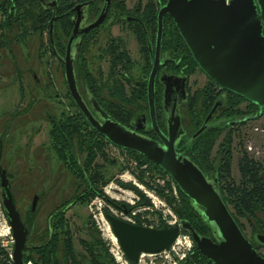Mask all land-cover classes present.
I'll use <instances>...</instances> for the list:
<instances>
[{
    "label": "flooded vegetation",
    "instance_id": "1",
    "mask_svg": "<svg viewBox=\"0 0 264 264\" xmlns=\"http://www.w3.org/2000/svg\"><path fill=\"white\" fill-rule=\"evenodd\" d=\"M148 2L145 1V3L140 5V11L138 13L137 6L139 2L128 9L125 7L124 0H109V4L107 0H0V39L3 41V47L8 55V63L3 68L6 73L0 72V85L4 87H9L14 84L17 85L19 105L27 96L30 101L25 105L24 109H20L19 106H16L12 112L0 117V164L2 168L5 169L3 164L5 160L3 154L6 152L5 144L7 139L15 133V131L13 133L12 130L18 125L19 119L25 124L27 122V116L32 114L36 105H39L36 108H41L44 111L43 117L50 127L48 131V145L45 147L46 152L35 149L32 152V161H29L26 156L25 163L18 162L10 172H7L5 169L7 178L11 184L15 206L20 212L21 222L25 225L26 230L28 231L26 239L28 247L23 252V258L24 254L25 257L31 256L32 251L52 239L57 219L61 212L67 217L66 214L68 211L77 205H81L80 202L86 200V196H88V191H86L84 186V184L88 182V177L85 173L86 162L88 159L87 154L80 152L78 143H74V141L73 145L71 144L70 146L74 159L72 163H75L80 167L83 173L81 175V173L78 172L72 174L69 172L71 176L69 179L70 181L60 179L58 170L59 163H61L64 169H66V167L65 164L58 159L56 152L50 145L49 136L51 126L54 123H57L58 125L60 123L64 124V122L69 125L73 124L72 119L75 117L76 113L84 120L87 125L86 128L95 132L91 129L83 115L80 113V110L75 105L65 79L63 60L66 56L68 40L75 25H77L78 33L71 45V54L73 58L72 67L76 88L86 109L99 124H103L104 120L101 118L100 110L114 119L109 113L108 106L113 105L121 108L123 107L127 110L128 114L126 120H123L124 122H120V124L132 131L143 134L152 140L158 141L159 143L161 142L150 124L147 94L146 103H143L141 107H139V103L136 98H134V93L136 91L142 88L146 91L148 77L152 69V62L155 59L156 31L154 33L149 31V28L146 26L147 22L140 16V13L145 9ZM157 3L159 4L160 1L157 0ZM165 3L159 4L157 10H159V8ZM122 4L123 8L121 6ZM107 5H109V10L103 22L87 33H82L87 26L93 24L98 19L102 11L107 8ZM52 19L53 22L50 24ZM120 24L127 25L128 30L134 37H136L133 32L134 27L138 25L142 30L145 47L147 49V59L143 62L139 77L135 79V83L133 84L135 90H132L131 95L133 97H131V99L122 98L119 95L117 88L116 91L112 92L107 91L105 86H103L104 88L97 86L99 91L94 93L88 85L90 84L88 74H91L86 57L89 54L88 44L90 42L94 43L96 41L95 37H97V35L103 30L109 31V29L113 28L115 25ZM31 38H33L34 41L31 51H28V53L26 51V53L23 54L20 49H16L20 46L19 43L24 41L28 43V40ZM163 39L164 28L159 45V68L154 80L155 119L160 132L166 136L168 124L166 113L168 109L163 106L164 84L161 81V76H186L185 100H182L183 98H181L182 94L180 92H174V100L177 101V103L179 102L178 113L180 115L181 126L184 130V135L180 138L175 148L179 154L185 156V154L181 152L180 145L183 144V147L186 149L193 141L192 140L188 143V139L195 133L194 132L191 136H188L187 130L182 122L181 114V108L190 98L188 93L190 75H187L186 73L190 71L191 66L187 64V60H184L175 52L173 53L166 46L167 44L163 42ZM148 43L153 53L152 59L149 53ZM120 46L121 44L119 43L118 37L109 36V39H107L105 43L104 53L114 51ZM83 52L87 53L86 55H83L86 67H83L80 62V56ZM53 62L54 65H50V63L53 64ZM5 78L8 80L6 81ZM60 86L65 89L62 94L57 93V91L60 90ZM220 92L221 91L219 90L217 94H222ZM37 95L40 97H37ZM43 98L47 101H55L59 107L66 106L64 100H67V105H69L74 112L66 113V111L62 110L60 113L56 114V109H54L50 113V109L39 104ZM93 102L97 104V107ZM220 111L221 110L213 114L209 123H216L219 120H223L217 119ZM103 140L107 142L104 138ZM107 143V147L112 146L117 148L109 142ZM98 161H100V159L96 162L98 163ZM70 163L71 162H69V164ZM31 166H33L35 171H31ZM23 168L24 171L22 170ZM30 173H32V176ZM18 182L23 195L24 193H29L31 191L29 198L26 195H24V197H17L14 191V186ZM21 182H23L24 185ZM65 185H69V189L66 187L64 191ZM105 188L106 185L103 186L101 190L105 191ZM61 190L64 191L63 195H61ZM132 191L137 193L134 190ZM35 197H37L38 200L36 207L32 210L33 199ZM104 197V195H98L93 197L89 202H92L91 205H93L96 200L99 201V206L102 207L103 210L99 208L97 209V212L100 214V219L104 220L105 223L107 222L105 215H111L132 225H142L139 222L138 217L132 214V211L138 210L140 204L145 208H149L152 204L151 200L145 199L144 195H140L141 198H138L134 206L126 207V205L122 203H117L116 200L114 202L119 205L117 207L108 203ZM142 199H144V203H141ZM146 201L149 202L148 205H145ZM106 207L114 208L116 212L109 211V213L104 214V209ZM92 211L93 210L90 209L92 214L88 217V221H90L88 227L93 225L101 235L100 228L97 225L99 222L95 219L94 212ZM68 220L73 228L71 219L68 218ZM255 248L261 247L257 245ZM123 258L128 262L124 255ZM26 264H32V261H28Z\"/></svg>",
    "mask_w": 264,
    "mask_h": 264
},
{
    "label": "water",
    "instance_id": "2",
    "mask_svg": "<svg viewBox=\"0 0 264 264\" xmlns=\"http://www.w3.org/2000/svg\"><path fill=\"white\" fill-rule=\"evenodd\" d=\"M107 2L109 4V0ZM108 10L109 5L82 33L99 26ZM165 16L172 19L198 69L222 92L204 122L188 139V143L209 126L217 124L209 121L215 112L223 109L227 92L243 98L257 108L254 115L230 124L257 120L264 114V0H167L159 8L155 59L148 77L146 94L150 124L160 143L130 130L102 110L100 113L104 123L99 124L86 109L78 94L72 67L71 45L78 33L75 25L67 43L63 65L68 90L80 113L91 129L111 145L142 156L164 172L209 225L212 237L198 234L183 219L174 226L157 229L132 225L111 215H105V218L128 263H138L141 254H158L170 250L180 232L187 230L195 248L211 264H264V256L246 238L224 203L217 177H207L188 157L176 151L175 146L184 135V130L178 113L179 102L174 100V92H180L182 100H185L186 76H161L164 84L163 106L168 109L167 135H163L157 127L154 80L159 68V45ZM52 22L53 19L50 24ZM148 48L152 59L149 43ZM37 200V197L33 199L32 210L36 207ZM0 204L14 240L12 263L26 264L23 252L28 247V231L21 222L10 181L1 164ZM148 204L146 201L145 205ZM253 240L259 247H264V235L256 234Z\"/></svg>",
    "mask_w": 264,
    "mask_h": 264
},
{
    "label": "rangeland",
    "instance_id": "3",
    "mask_svg": "<svg viewBox=\"0 0 264 264\" xmlns=\"http://www.w3.org/2000/svg\"><path fill=\"white\" fill-rule=\"evenodd\" d=\"M145 1L148 2L150 0H124L125 7L128 9L136 5L138 2H141L142 4L145 3ZM141 4L139 3V6ZM109 36L119 38L121 46L117 47V49L119 48L118 52L125 53V57L129 58L130 63H126L122 60L120 63L117 62L115 64L109 56L110 52L104 53L105 43L107 39H109ZM95 38L96 41L94 43L90 42L88 44L89 54L86 56L87 62L89 63V71H91L93 79L98 83L99 87L104 88L103 86H105L107 91H113L115 88L120 89L124 95L122 98L131 99V97H133L131 95L132 90H135L133 84L135 83V79H137L141 73L143 62L147 59L143 45L130 33L128 26L125 24L115 25L113 28L109 29V31L103 30ZM33 42V38H31L28 40L29 44L24 41L19 43L20 46L16 49H20L23 54H25L26 51L28 53V51L32 50ZM86 54V52H83L81 56ZM7 63V51L3 45L0 44V72L6 73L3 68ZM50 65H54V62L53 64L50 63ZM188 73L190 75L188 93L191 98L194 97L197 92L206 89L209 85V81L196 66H192ZM7 80L8 79H6V81ZM59 89L60 90L57 91L59 94H62L65 91L61 86ZM37 97L40 96L37 95ZM29 102V97L27 96L19 105V93L16 84L9 87L0 85V117L12 112L16 106H19L20 109H24L25 105ZM64 102L66 106L59 107L55 101H47L43 98L39 104L50 109V113L54 109H56V114L60 113L62 110L66 111V113L74 112L69 105H67V100H64ZM38 106L39 105H36V107ZM35 108L33 109L32 114L27 116V122L25 124L21 122L20 119L18 120V125L12 130V132L14 133L15 131V133L7 139L5 144L6 152L3 154V157L5 158L3 164L7 172H10L18 162L25 163L26 156L29 161H32V152L35 149L46 152L45 147L48 145V131L50 127L43 117L44 111L41 108ZM234 109H238L240 112L235 113L234 116L230 117L242 118V116L247 114V103L239 101ZM181 114L182 122L188 132V136H191L200 125L195 127V125L191 124V119L185 106L181 108ZM225 115L224 118H228V115ZM223 124L224 123H221V125ZM228 138L231 141L230 151L232 156L230 160L229 176L234 184H238L240 177L237 170V162L241 155L246 153L249 157L253 158L255 161H259L264 166V114L257 120L247 121L244 125H234L224 128L216 134V137L211 144L209 156L211 163H213V160L217 156V152L225 139ZM106 152L108 160L105 165V177L108 179V182L105 191L102 190L104 196L113 201L117 200V203H122L126 205V207H132L135 205L138 198L141 197L130 188L123 187L119 182L129 184L139 189L145 199L152 201L149 208H145L140 204L138 210L132 211V214L138 217L142 226L157 229L162 226H174L178 221V217L165 198L159 196L157 192L158 189V191H162L165 196H171L175 200H178V192L171 179L167 175L162 177L158 173H150L147 170V165L139 166L137 160L125 150L108 146ZM98 163H101V161H98ZM31 169V171H35L33 166H31ZM22 170L24 171V168ZM58 170L60 179L70 181V173L62 167L61 163L58 165ZM140 171L145 172L144 180L149 182V185H151L152 188H146L143 184L138 182L137 175ZM31 174L32 173H30V175ZM211 174H213V171L209 170L208 175ZM21 183L24 185L23 182ZM19 186V182L14 186V191L17 197H24V195H26L29 198L31 191L29 193H24L23 195ZM166 186L169 188H166ZM66 187L69 189V185L64 186V191ZM64 191L61 190V195L64 194ZM148 195H151V197L149 198ZM91 203L92 202H89V205H77L66 214L73 223L72 230L74 231L76 250L82 252L78 240L91 241L93 238L97 239L95 232L87 225L88 217L92 214L90 209H92L95 219L99 222V224H97L101 232L99 237L107 247L108 254L113 259L114 263L129 264L123 258L121 260L115 259V255L117 257L121 256L118 249L119 245L117 241H113L112 237L114 236L111 234V229L108 223H105L104 220L100 219V214L97 212V209L100 208L103 210V208L99 206V201L96 200L93 205H91ZM142 203H144V200ZM226 206L230 213L237 219L246 238L254 244V247H257V244L253 241V237L256 234L264 235V216L262 212L255 206L253 209L254 216L240 215L231 204L226 203ZM105 209L114 213L116 212V210L111 207H106ZM89 229L90 231H88ZM192 247L193 245L189 235L180 232L179 237L176 242L172 244L170 250L158 254H144L141 260L136 264H177L189 255L192 251ZM256 249L260 255L264 256V247ZM117 252L118 254H116Z\"/></svg>",
    "mask_w": 264,
    "mask_h": 264
},
{
    "label": "trees",
    "instance_id": "4",
    "mask_svg": "<svg viewBox=\"0 0 264 264\" xmlns=\"http://www.w3.org/2000/svg\"><path fill=\"white\" fill-rule=\"evenodd\" d=\"M160 3H165L166 0H159ZM141 4V2H139ZM137 6V11L139 13L140 6ZM157 0H150L146 5L145 9L140 13V16L147 22L146 26L149 28V31H156V15H157V6L159 5ZM123 8V4L121 5ZM164 28V39L163 42L167 44L166 46L174 53L179 55L184 60H187V64L191 66H196L192 57L183 43L180 35L178 34L177 29L175 28L172 20L166 16L163 20ZM134 34L138 41L143 45L144 53L147 56V49L145 47L144 36L141 28L136 25L134 27ZM0 44L3 45V41H0ZM119 49V48H118ZM116 48L114 51H110L109 56L112 59L113 63H120L124 60L126 63H130L128 57H125V53H119ZM80 62L83 67H86V63L83 60V55L80 56ZM147 58V57H146ZM197 67V66H196ZM87 72V71H86ZM187 75L189 73H186ZM89 78V88L94 92H98L97 88L98 83L93 79L91 74H88ZM209 81V85L206 89H203L194 97L189 98V100L184 104L186 107L189 117L191 119V124L198 126L201 125L204 121L206 115L211 110L214 105L215 100L221 95L217 94L218 87ZM116 91V88L112 91ZM118 93L121 97H124L122 90L118 89ZM222 93V92H220ZM134 98H136L139 103V107L143 103H146V91L142 88L134 93ZM201 98V99H199ZM239 101L247 103L246 115L242 118H233L235 113L240 112L234 107L238 104ZM109 113L114 117L116 121L124 122L127 117V110L119 106L109 105ZM232 108V109H231ZM257 111V108L245 101L243 98L229 93H226V99L223 109L219 113L217 119H223L222 121L216 122L217 124L209 126L201 135H199L195 140H193L189 146L185 149L183 144L181 146V152L185 154L207 177L216 176L218 181V188L221 194V197L224 203L231 204L240 215H249L254 216V207L256 206L264 216V166L259 162L255 161L253 158L249 157L246 153L240 156L237 162V170L239 173V182L234 184L230 180V160H231V151H230V139H225L221 145L217 156L213 160V163L210 162V151L211 144L221 130L224 128L234 126V125H244L246 122L230 124L235 120L243 119L246 116L254 115ZM227 114L228 118H224ZM76 113L75 117L72 119L73 124H64L54 123L51 126L49 136H50V145L56 152L58 159L65 164L66 169L72 173H81L82 170L78 167L73 159V152H71V144L78 143L80 152L87 154L88 159L86 162L85 173L88 177V182L84 184L86 191H88V196L86 200L81 201V205H87L89 201L95 196L104 195L101 188L105 186L108 182V179L105 177V165L107 163V142L103 140L97 133L88 130L84 120ZM68 123V122H66ZM221 123H224L221 125ZM198 129V128H197ZM197 129L194 131L196 132ZM193 132V133H194ZM192 133V134H193ZM188 134V132H187ZM190 136V135H189ZM131 154L139 163V166L147 165V170L150 173H158L162 177H165L166 174L162 172L157 166H155L149 160L139 156L135 153L127 151ZM100 159L101 164H98L96 161ZM69 162H71L69 164ZM63 164V165H64ZM212 170L213 174L208 175V171ZM138 171V169H137ZM145 172H138V182L143 184L146 188H152L149 185V182L144 180ZM119 182V181H118ZM123 187L130 188L131 190L136 191L138 194L142 193L136 187H133L129 184L119 182ZM176 186V185H175ZM166 188H169L166 186ZM178 192V200H175L171 196H165L162 191L157 192L159 196L165 198L169 206H171L176 213L179 220H187L194 230L202 235L212 237L211 229L209 225L203 221L199 212L192 206L191 201L176 187ZM108 203L113 204L114 206H119L113 200H110L108 197H104ZM144 200V199H143ZM141 201V203L143 202ZM175 205V206H174ZM109 213L104 209V214ZM233 216V215H232ZM234 217V216H233ZM237 225L242 231L241 226L239 225L237 219L234 217ZM90 221H87L89 225ZM165 226L159 227L163 228ZM91 230L95 232L96 238H93L91 241L78 240L82 252H78L75 247L74 231L72 230V225L70 221L64 214L61 212L58 216L57 223L55 226V232L50 241L43 244L41 247L32 251V255L25 257L24 261H32V264H115L113 259L108 254L107 247L100 239V233L90 225ZM90 231V229L88 230ZM189 235L187 230L181 231ZM243 232V231H242ZM190 237V235H189ZM191 240V238H190ZM254 241V240H253ZM192 242V241H191ZM251 242V241H250ZM252 243V242H251ZM255 243V242H254ZM253 244V243H252ZM192 251L189 255L178 262L177 264H211L206 257H204L194 246L192 242ZM254 246V244H253ZM0 264H13L0 247ZM134 264V263H129Z\"/></svg>",
    "mask_w": 264,
    "mask_h": 264
},
{
    "label": "built area",
    "instance_id": "5",
    "mask_svg": "<svg viewBox=\"0 0 264 264\" xmlns=\"http://www.w3.org/2000/svg\"><path fill=\"white\" fill-rule=\"evenodd\" d=\"M249 150H250V148H249ZM148 196H149V198L151 197V195H148ZM13 246H14V240H13V237H12L11 228H10V226H9V224H8L4 214L2 212V208H1V204H0V247H1V249H3V251L5 252V254L7 255L8 259L11 262H12ZM118 249H119V252L121 253V256L117 257L115 255V259L116 260H118V259L121 260L123 258V253L120 250V248H118ZM116 254H118V252ZM143 256H144V254L140 255L139 261L141 260V258Z\"/></svg>",
    "mask_w": 264,
    "mask_h": 264
},
{
    "label": "bare ground",
    "instance_id": "6",
    "mask_svg": "<svg viewBox=\"0 0 264 264\" xmlns=\"http://www.w3.org/2000/svg\"><path fill=\"white\" fill-rule=\"evenodd\" d=\"M112 239H113V241H115V242H116V240H115V238H114V237H112Z\"/></svg>",
    "mask_w": 264,
    "mask_h": 264
}]
</instances>
